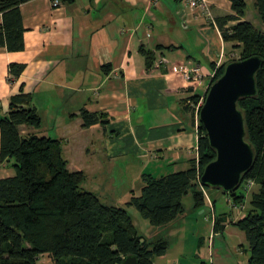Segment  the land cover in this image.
<instances>
[{"label": "crops", "instance_id": "crops-1", "mask_svg": "<svg viewBox=\"0 0 264 264\" xmlns=\"http://www.w3.org/2000/svg\"><path fill=\"white\" fill-rule=\"evenodd\" d=\"M208 1L215 18L234 14L231 0ZM20 10L24 50L9 52L0 46V109L8 113L10 99L21 87L32 95L42 126H22V134L56 138L63 152L69 148L86 154L81 162L99 187L115 186L104 171L115 169L118 161L123 170L138 171L141 179L147 170L154 177L187 170L198 158L195 110L188 112L186 106L193 96L204 98L212 76L236 50L217 26L192 15L182 0H75L56 8L52 0H30ZM142 46L155 53L151 69ZM161 58L167 62L158 65ZM11 64L26 68L15 77ZM177 65H199L200 80L187 81L174 71ZM83 109L104 114L108 123L83 128ZM43 129L50 134H42ZM14 176L11 165L0 163V180ZM234 209L230 219L236 222L245 212L240 213V206ZM219 235L213 230L207 256L200 258L230 264L218 249ZM168 252L155 257L154 264H182L179 257L168 259Z\"/></svg>", "mask_w": 264, "mask_h": 264}, {"label": "trees", "instance_id": "trees-1", "mask_svg": "<svg viewBox=\"0 0 264 264\" xmlns=\"http://www.w3.org/2000/svg\"><path fill=\"white\" fill-rule=\"evenodd\" d=\"M29 1L0 0V46L9 52L25 48L20 7ZM231 1L234 14L215 18L216 26L224 41L234 43L242 52L238 59L217 69L210 85L223 75L229 62L252 56L263 60L256 75L257 95L238 102L245 117L247 141L255 152L254 165L243 175L239 188L252 181L258 189L251 193L243 218L233 222L229 220L230 214L216 215L213 230L221 234L229 223L239 228L245 233L250 252L247 264H264V31L244 20L245 0ZM254 7L264 24V0H255ZM140 51L151 69L155 53L144 46ZM25 68L23 64H11L9 71L18 77ZM191 101L195 105L199 97L193 96ZM191 105L186 110L194 113ZM81 116L83 128L96 124L105 127L108 123L102 113L83 109ZM22 126H42L41 116L32 105V95L25 93L24 87L11 97L7 114H1L0 109V163H8L16 171V176L0 180V264H38L43 255L49 257L50 264H121L128 255H136L140 264H154L155 257L167 253L168 242L160 237L151 241L143 238L126 208L103 204L94 192L83 189L86 175L68 169L61 140L37 133L22 134ZM197 128L198 158L191 161L190 167L161 177L144 173L141 194H131L126 203L154 227L168 226L185 213L183 200L189 194L195 210L207 204L204 191L211 187L203 186L200 179L217 154L200 118ZM237 190L228 196L235 207L242 208L246 193ZM212 205L215 206L213 199ZM199 264L210 263L201 260Z\"/></svg>", "mask_w": 264, "mask_h": 264}, {"label": "rangeland", "instance_id": "rangeland-1", "mask_svg": "<svg viewBox=\"0 0 264 264\" xmlns=\"http://www.w3.org/2000/svg\"><path fill=\"white\" fill-rule=\"evenodd\" d=\"M248 20L260 31H264V24L260 21L258 12L254 7L255 0H246ZM234 55L232 59H238L241 55L242 49L234 47ZM44 130V129H43ZM50 129H45L42 134H50ZM64 151V149H63ZM65 159L68 161V169L70 171H77L83 168V172L86 175V179L82 184L83 189L88 191H95L101 202L106 205H114L126 208L129 215L133 219V222L143 238L151 241L156 238H164L168 244V259H176L177 257L182 259V264H193L199 262L202 258L207 256L206 250L208 246V240L210 234L213 232L214 220L216 215L230 214V217L236 211L231 197L224 195L218 189L209 188L205 191L211 200L207 201L205 207L200 210L193 208V197L192 194L186 196L183 200L185 207V213H183L176 221L170 226L154 227L150 222L144 219L140 212L135 207H127L125 196L129 194H136L139 187H142L143 182L141 179H137L136 174L138 171H126L120 168V161L116 162V167L113 170H106L105 177L109 178L114 183L113 188H107L104 185L99 187L92 180L90 171L86 165L81 162L84 161L82 158H87L86 154H79L70 152L69 148L63 152ZM147 173L152 172L147 170ZM160 174V173H158ZM258 187L253 184L248 191H245L244 186L239 188L237 192H245L246 200L240 213H244L250 206L251 193L257 191ZM142 191V189H141ZM141 194V192H140ZM139 194V195H140ZM131 197V196H130ZM130 199V198H129ZM128 199V200H129ZM212 199L215 201V206L212 205ZM228 200H230L228 202ZM239 214L238 216H240ZM232 218V217H231ZM231 220V219H230ZM176 229L177 234H173ZM218 249L221 250V254L228 257L230 264H247L250 257L248 251V244L245 239V233L239 228L228 224L227 228L217 237ZM38 264H50V259L46 255L40 256Z\"/></svg>", "mask_w": 264, "mask_h": 264}, {"label": "water", "instance_id": "water-1", "mask_svg": "<svg viewBox=\"0 0 264 264\" xmlns=\"http://www.w3.org/2000/svg\"><path fill=\"white\" fill-rule=\"evenodd\" d=\"M262 63L260 56L229 62L223 75L210 85L199 112L210 145L217 154L205 167L200 181L203 186L222 190L224 195L240 187L243 175L255 162L238 102L257 95L256 75ZM121 264L140 263L136 255H128Z\"/></svg>", "mask_w": 264, "mask_h": 264}, {"label": "built area", "instance_id": "built-area-1", "mask_svg": "<svg viewBox=\"0 0 264 264\" xmlns=\"http://www.w3.org/2000/svg\"><path fill=\"white\" fill-rule=\"evenodd\" d=\"M183 5L189 9L190 13L194 16H201L202 18H205L208 20L209 23L212 25L216 26V20L215 17L213 16L212 10H211V4L209 3L208 0H182ZM62 5V2L60 0H52V6L53 7H59ZM187 20L184 21V25H186ZM167 61L164 58H161L160 62L158 65L164 64ZM174 71L177 74H181L187 81L189 82H197L200 80L202 76V69L199 65H177L174 68ZM215 74L212 76L214 77ZM204 103V98L199 100L197 104H192V107H194L195 110V117L197 120L196 126H198L199 123V112L201 109V106ZM254 184V182L249 181L245 185V189L249 190L251 186ZM207 199L210 201L209 195L204 191ZM212 204V203H211ZM212 243V242H211ZM212 247V244L210 248Z\"/></svg>", "mask_w": 264, "mask_h": 264}]
</instances>
